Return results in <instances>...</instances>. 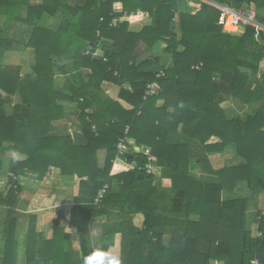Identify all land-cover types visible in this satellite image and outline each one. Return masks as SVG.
I'll use <instances>...</instances> for the list:
<instances>
[{"label": "trees", "instance_id": "obj_1", "mask_svg": "<svg viewBox=\"0 0 264 264\" xmlns=\"http://www.w3.org/2000/svg\"><path fill=\"white\" fill-rule=\"evenodd\" d=\"M210 1L248 8L264 23V0H41L40 5L0 0L8 24L28 27L22 40L3 37L0 28V169L3 157L25 155L10 161L12 176L30 172L41 180L58 168L79 178L78 197L90 203L68 219L59 211L50 240L37 238L30 218L26 264H65L57 256L68 236L61 222L81 231L102 215L116 227L102 236L100 249L107 250L120 233L121 264L264 260V217L260 234L252 236L246 197L221 199V193L233 194L244 183L248 196L264 201V36L256 37L253 24L242 33L229 19L218 24L220 9ZM113 16L116 26H110ZM144 18L150 23L129 29ZM158 42L172 56L170 67L160 68L149 57L137 61L141 50L150 52ZM88 47L100 49L105 60L85 54ZM27 49L33 54L29 71L4 62L8 53ZM159 71L164 75L156 77ZM154 80L160 91L144 98ZM104 82L119 86L118 97L131 108L112 99ZM225 101L234 107H223ZM66 105L76 109L79 138L55 126ZM120 141L130 149L125 161L117 156ZM190 141L208 152L232 148L240 163L212 170L206 158L191 157ZM142 145L150 147L151 160L161 169L158 177L144 171L149 161ZM199 175L215 177L206 181ZM12 176L8 191L0 189V205L8 208L21 193ZM106 184L101 202L93 204ZM137 213L143 215L142 226L133 223ZM2 225L0 264H17L16 218L10 209ZM165 227L177 228L168 241ZM94 253L83 245L81 264Z\"/></svg>", "mask_w": 264, "mask_h": 264}, {"label": "crops", "instance_id": "obj_2", "mask_svg": "<svg viewBox=\"0 0 264 264\" xmlns=\"http://www.w3.org/2000/svg\"><path fill=\"white\" fill-rule=\"evenodd\" d=\"M31 5H40L41 0H29ZM213 2V1H210ZM25 10L22 9L21 13L24 14ZM46 25L50 22L44 21ZM150 23L149 18H144L139 21L133 22L129 29L133 31H139L144 25ZM0 28L1 35L5 38H11L13 40H22L23 35L27 30V26L20 21H13L8 24L6 22L5 16L0 15ZM244 27H238V32L242 33ZM165 44L158 42L154 48L150 51L141 50L137 57V61H141L146 57L151 59H157L160 68H168L172 65V56L165 52ZM31 55H30V54ZM103 52L99 49L98 55L95 57H100ZM12 57H18L21 62H12ZM31 57V58H30ZM27 60L26 65L29 67L30 62L33 59L32 51L27 49L24 52H11L6 55V64H19L24 68L25 64L23 61ZM6 60L8 62H6ZM24 65V66H23ZM29 71V70H28ZM26 72V71H25ZM105 92L114 100H117L123 108L129 109L131 106L124 100L118 97L120 87L116 86L110 82H104L102 84ZM122 87L129 89L128 84L122 85ZM158 105L162 104V101L157 102ZM223 107H234L232 102H223ZM244 109V108H243ZM242 112V110L240 111ZM57 131L59 133H69L73 138H79L80 127L77 118V112L74 105H66L65 116L59 121L55 122ZM151 151L149 146L144 145ZM130 150V149H129ZM189 153L191 157H203L209 162L210 169L218 170L222 167L229 166L232 164H239L240 160L234 156V151L232 148H227L222 151L208 152L202 150L197 143L193 141L189 142ZM104 152L100 151L98 153L100 164L104 160ZM26 156L15 154L13 156H6L2 159V167L0 169V189H3L4 194L8 191L11 186V181H9V176H12L8 171L10 161L23 160ZM233 158L235 161H233ZM154 164V163H153ZM159 168V167H158ZM194 175H198V166L193 165L191 168ZM160 168L158 169L156 176L160 174ZM201 174V173H200ZM202 180L213 181L215 176L212 175H199ZM18 184L21 186V193L17 201L13 204L11 208L7 206L0 205V224H3L7 211L10 209L11 217L16 218V230H15V241L17 250V264H26V238L27 235H32L28 233L27 225L30 218L34 221L35 233L38 237H42L44 240H50L54 236L53 223L59 215V211H64L66 218H70L73 211H81L82 209H87L90 203L82 201L78 197L79 189V178L76 175H62L58 168L52 167L47 175L41 179L37 180L30 173L26 172L22 176L14 177ZM115 188V185H114ZM5 190V191H4ZM115 190V189H114ZM245 196L247 199V225L252 232V236L259 235L258 222L261 217H264V201L262 196H248L247 187L244 183H239L235 187V192L231 193H221V199L226 200L228 198ZM78 214V213H76ZM140 214L137 213L133 217V223L136 226H141L142 218L140 219ZM134 219L139 220L136 223ZM87 228L83 230H77L75 227H70L66 220L61 222V226L65 228L67 237L63 238V245L59 249L57 256H59L65 264H81V248L84 245L86 248L92 251L100 249L102 236L105 235L109 230L116 227V222L109 220L105 215L93 217L89 221ZM177 228L165 227L163 238L168 241L172 236V232H175ZM5 231L0 227V250L3 247ZM107 251L116 254L120 258L121 253V234L115 233L113 238V243L108 247ZM210 264H224L222 261H211Z\"/></svg>", "mask_w": 264, "mask_h": 264}, {"label": "built area", "instance_id": "obj_3", "mask_svg": "<svg viewBox=\"0 0 264 264\" xmlns=\"http://www.w3.org/2000/svg\"><path fill=\"white\" fill-rule=\"evenodd\" d=\"M179 1H190V0H179ZM211 3L218 6L220 9L218 20H217L218 24H224L227 19H229L230 23L233 24L234 26H236L237 28L238 27H245L249 24H253V25H255L256 30H257L256 37H258L260 32H262V35L264 36V23L259 22L256 19L255 14L251 10H249L248 8L233 9L226 4H219L216 2H211ZM137 13H139V10ZM147 15H148V13H145V16H147ZM101 20H102V18H101ZM117 22H118L117 17H115V16L111 17L110 26H116ZM85 54H91L93 57H95L98 55V49L92 50L91 47H88L87 50L85 51ZM100 57H102L103 60H105V57H103V55H100ZM162 75H164V72L159 71L157 73L156 77H161ZM160 89H161L160 84L156 80H154L147 85L143 97L146 98L147 96L155 95L157 92L160 91ZM127 131H128V126H126V128H125V132H127ZM116 149L118 152L117 156L121 157L125 161V155L130 153L129 148L126 146V144H124L123 141H120L117 144ZM140 150L144 155H146V157L149 161L143 167L144 171L147 174L156 175L159 168L157 165L153 164V162L151 160V156H150L151 154H150L149 149L146 148L144 145H142L140 147ZM132 165H134V163H132ZM107 188H108V185L106 184L101 189H99L97 191L96 196L93 200V204H98L101 202V199L103 198ZM243 264H264V260H262L259 257H254V258L244 262Z\"/></svg>", "mask_w": 264, "mask_h": 264}, {"label": "clouds", "instance_id": "obj_4", "mask_svg": "<svg viewBox=\"0 0 264 264\" xmlns=\"http://www.w3.org/2000/svg\"><path fill=\"white\" fill-rule=\"evenodd\" d=\"M102 256V260L97 261V257ZM85 264H121L118 255L104 249H97L94 254L85 258Z\"/></svg>", "mask_w": 264, "mask_h": 264}, {"label": "rangeland", "instance_id": "obj_5", "mask_svg": "<svg viewBox=\"0 0 264 264\" xmlns=\"http://www.w3.org/2000/svg\"><path fill=\"white\" fill-rule=\"evenodd\" d=\"M30 54V53H29ZM31 55V54H30ZM18 57H13V59H12V57L10 58V59H12V62H14V63H16V62H21V60H18L17 59ZM31 58V57H30ZM9 61V60H8ZM7 60H6V62H8ZM24 62V64H25V66H24V68L22 69V72H25V71H28L29 70V68H28V66L26 65V63H27V60L25 59V61H23ZM60 81V83L61 82H63V80L62 79H60L59 80ZM225 102H229V101H225ZM9 110H10V107H9ZM193 143H194V141H193ZM233 161H235V159L233 158ZM1 191H3V189H1ZM5 191V190H4ZM4 193V192H3ZM138 215H140V214H138ZM142 221H143V217L140 215V217H139ZM135 220V222L136 223H139V220H137V219H134ZM141 226H142V223H141ZM0 227L2 228L3 227V225L2 224H0Z\"/></svg>", "mask_w": 264, "mask_h": 264}, {"label": "water", "instance_id": "obj_6", "mask_svg": "<svg viewBox=\"0 0 264 264\" xmlns=\"http://www.w3.org/2000/svg\"><path fill=\"white\" fill-rule=\"evenodd\" d=\"M138 177L141 178L142 177V174H138Z\"/></svg>", "mask_w": 264, "mask_h": 264}]
</instances>
